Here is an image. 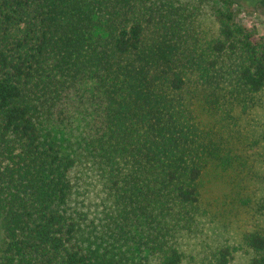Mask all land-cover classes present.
Wrapping results in <instances>:
<instances>
[{
	"label": "trees",
	"instance_id": "1",
	"mask_svg": "<svg viewBox=\"0 0 264 264\" xmlns=\"http://www.w3.org/2000/svg\"><path fill=\"white\" fill-rule=\"evenodd\" d=\"M236 6L0 0V264H183L206 184L242 188L263 140L264 36ZM243 242L264 264V229Z\"/></svg>",
	"mask_w": 264,
	"mask_h": 264
},
{
	"label": "rangeland",
	"instance_id": "2",
	"mask_svg": "<svg viewBox=\"0 0 264 264\" xmlns=\"http://www.w3.org/2000/svg\"><path fill=\"white\" fill-rule=\"evenodd\" d=\"M234 1L237 2L238 21L254 28L258 36H264V0ZM202 21L209 24L206 17H202ZM249 120L252 129L260 135L256 137L263 138L251 150V163L255 161V167L248 168L252 173L247 180L241 181L242 188H234L236 183L232 184L231 178L206 184L205 207L209 213L205 214L195 236L184 240L183 264H209L213 250L221 245L239 248L229 264H250L252 252L245 246L243 236L264 229V184L260 183L264 181V96ZM82 193L78 207L92 220L100 201L98 189L84 184ZM2 239L0 224V244Z\"/></svg>",
	"mask_w": 264,
	"mask_h": 264
}]
</instances>
